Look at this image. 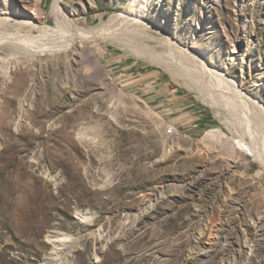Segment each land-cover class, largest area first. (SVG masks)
Segmentation results:
<instances>
[{
  "label": "rangeland",
  "instance_id": "374dc122",
  "mask_svg": "<svg viewBox=\"0 0 264 264\" xmlns=\"http://www.w3.org/2000/svg\"><path fill=\"white\" fill-rule=\"evenodd\" d=\"M56 1L0 0V264H264V0L152 1L219 87L133 0Z\"/></svg>",
  "mask_w": 264,
  "mask_h": 264
},
{
  "label": "bare ground",
  "instance_id": "6f19581e",
  "mask_svg": "<svg viewBox=\"0 0 264 264\" xmlns=\"http://www.w3.org/2000/svg\"><path fill=\"white\" fill-rule=\"evenodd\" d=\"M153 0H133L132 4L130 5V18H125L123 19V21H127L128 23L135 25L137 27H141L142 29H145L147 32L149 31V29H159L161 31V33L164 35V41L167 43L166 45H168L169 47H171L173 50H175L176 52L178 51V53L182 54L186 59H184L181 55V57L183 58L182 61H185L187 59L191 60V64L192 62H194V64L198 67V69L202 70L205 75L207 77L210 78L211 83L214 86L219 87V79L217 78L219 71L216 69H210L208 68V65L204 60H200L199 57H196V55H192L191 52L187 49H184L183 47L180 46L179 43H177L176 41L173 42V37L171 35V32L169 30H166L165 27H163L162 25H159L158 21H153L148 22L145 20V16L149 14V9L151 7ZM60 10V5L58 0L55 2L54 4V8H53V12L54 13H59L61 14ZM20 22V21H19ZM23 22V20H22ZM25 26H32L34 27V22L32 21H25L23 22ZM66 23L67 26L69 25L70 28L72 29V31L74 32V34H76L78 37L81 36L82 38H85L86 40H91L92 38L98 37V36H105L107 31H111L110 28H107V25L103 26L102 28H86L83 27L81 25H79L76 21H72L71 19L67 18L66 19ZM36 24V23H35ZM159 25V26H157ZM129 26V25H128ZM113 31V30H112ZM6 37V36H5ZM12 37V36H11ZM106 37V36H105ZM154 37V36H153ZM25 38V37H24ZM162 39V38H160ZM171 49V50H172ZM177 56V55H176ZM180 59V58H179ZM181 60V59H180ZM187 63V62H186ZM189 63V62H188ZM187 63V64H188ZM245 63V62H244ZM190 64V63H189ZM186 65V64H184ZM193 65V64H192ZM189 67H194V66H189ZM188 72V71H187ZM191 74V73H190ZM202 76V75H201ZM209 82V81H208ZM239 93V92H238ZM239 95V94H238ZM238 98V97H237ZM213 131V130H212ZM217 131V130H216ZM215 132V131H214ZM210 138L214 141H218L221 142L222 141V132H220L219 134H213L212 132L210 133ZM229 140V138H228ZM224 142V141H223ZM244 143V142H243ZM211 144V143H210ZM210 146V145H209ZM211 147V146H210ZM209 147V148H210ZM249 147V146H248ZM207 148V147H206ZM212 148V147H211ZM232 148V147H231ZM257 149V148H256ZM233 150V149H232ZM256 151V150H255ZM228 152V151H227ZM234 152H230V154L232 155ZM263 154V153H262ZM228 155V154H227ZM235 155V154H234ZM235 157V156H233ZM230 158V156H229ZM264 159V158H263ZM260 226V225H259ZM257 229H259L257 227ZM261 229V228H260ZM57 258L54 257L53 253L50 254V256L47 258V262L49 263H53L55 262Z\"/></svg>",
  "mask_w": 264,
  "mask_h": 264
}]
</instances>
